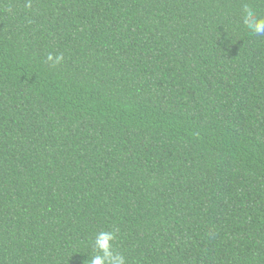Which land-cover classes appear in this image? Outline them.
Returning <instances> with one entry per match:
<instances>
[{"label": "trees", "instance_id": "16d2710c", "mask_svg": "<svg viewBox=\"0 0 264 264\" xmlns=\"http://www.w3.org/2000/svg\"><path fill=\"white\" fill-rule=\"evenodd\" d=\"M245 4L0 0V264H88L100 231L127 264H264Z\"/></svg>", "mask_w": 264, "mask_h": 264}, {"label": "clouds", "instance_id": "9594fccd", "mask_svg": "<svg viewBox=\"0 0 264 264\" xmlns=\"http://www.w3.org/2000/svg\"><path fill=\"white\" fill-rule=\"evenodd\" d=\"M243 23L252 33L264 35V17H259L247 4L243 8ZM64 59L63 55L55 57L50 53L47 60L59 64ZM116 234L112 231H100L93 241V255L88 264H127L126 257L114 250L113 241Z\"/></svg>", "mask_w": 264, "mask_h": 264}]
</instances>
